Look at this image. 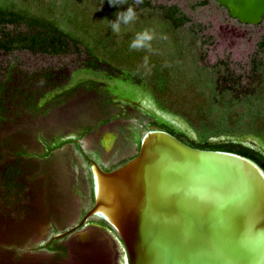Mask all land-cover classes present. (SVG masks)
I'll use <instances>...</instances> for the list:
<instances>
[{
    "label": "rangeland",
    "instance_id": "obj_1",
    "mask_svg": "<svg viewBox=\"0 0 264 264\" xmlns=\"http://www.w3.org/2000/svg\"><path fill=\"white\" fill-rule=\"evenodd\" d=\"M131 1H148L153 10L140 13L149 19L138 18L119 35L105 29L101 20L97 31L91 27L81 38L99 46L95 70L86 65L84 53L0 52V264H124L116 235L103 227L55 239L63 256L41 247L76 225L91 207L89 159L106 168L127 161L153 119L193 140H231L264 155V135L251 127L253 116L264 110V77L252 74L254 62L264 71V48L258 47L264 20L257 26L241 25L211 0ZM52 2L56 15L63 12L60 0ZM168 6L177 7L189 22L173 37L148 27L157 33L152 51L130 50L143 25L170 28L158 9ZM146 55L150 72L141 67ZM115 56L140 67L162 100L171 95L179 103L183 80L198 75L203 82L195 86L209 96L213 125L195 129L160 109L142 83L107 69ZM109 135L112 144L107 149L102 143ZM66 139L71 143L46 156V144ZM6 169L17 170L12 187L3 183Z\"/></svg>",
    "mask_w": 264,
    "mask_h": 264
},
{
    "label": "water",
    "instance_id": "obj_2",
    "mask_svg": "<svg viewBox=\"0 0 264 264\" xmlns=\"http://www.w3.org/2000/svg\"><path fill=\"white\" fill-rule=\"evenodd\" d=\"M211 1L241 25L263 21L264 0ZM89 170L91 207L51 241L102 220L124 264H264V172L251 160L149 129L130 160Z\"/></svg>",
    "mask_w": 264,
    "mask_h": 264
},
{
    "label": "trees",
    "instance_id": "obj_3",
    "mask_svg": "<svg viewBox=\"0 0 264 264\" xmlns=\"http://www.w3.org/2000/svg\"><path fill=\"white\" fill-rule=\"evenodd\" d=\"M0 52L5 54H12L15 51H28L30 53L61 56L69 54L71 51L78 54L84 53L88 60L86 65H91L92 69H96L97 59L95 54H99V46L96 44H89L81 42V38L88 36V31L94 27L97 31V22L104 21L103 27L110 29L107 22L108 19L113 20L115 15L121 11H125L129 6H132L140 19H149L140 13L143 10H153L148 1H140L136 5L131 0H60L62 3V11L56 15L52 11V0H0ZM206 1V0H204ZM203 1V2H204ZM109 3L114 4V7ZM163 14V23L169 22L170 28L164 25H143L141 30L154 26L163 33L171 34L173 37L176 32L181 29L188 19L179 12L177 7L168 6L166 8H158ZM70 11V13H67ZM77 11V12H74ZM72 12V13H71ZM78 14V15H76ZM108 18V19H106ZM110 21V20H109ZM150 21V20H149ZM102 23V22H101ZM158 23V22H157ZM161 24V23H160ZM123 27V26H122ZM99 29V28H98ZM103 29V28H102ZM98 35H90V38L97 37ZM260 49L264 48V39L258 43ZM97 51V52H96ZM105 53H102V57ZM109 63L110 71L120 72L125 74L128 79L133 82L142 83L143 88L149 89L155 101L159 104L160 109L172 113L187 123L191 124L193 128L198 129L201 127L209 128L213 125V121L209 119L207 109L209 108V96L204 91H198L195 85L202 84L203 79L189 75L185 82L183 91L180 93V102L176 103L170 95V98H163L155 86L148 83V77L142 73V69L136 67L128 62V58L114 57ZM130 61V60H129ZM106 62V61H105ZM259 64L254 62L252 67V74L257 77H264V71H258ZM184 70V69H183ZM227 78L232 77L227 74ZM182 82V84H183ZM235 82V80H231ZM191 84L187 85V84ZM151 86V87H150ZM190 88V89H189ZM2 86H0V91ZM212 98H210L211 100ZM213 100V99H212ZM162 112V111H161ZM230 120L233 117L229 115ZM236 120V118L234 117ZM151 127H156L157 130L164 131L186 145L209 151H221L239 155L246 159L251 160L258 165L264 172V155L259 151L234 141H219L204 139L202 141L193 140L188 138L182 133L176 132L172 126L160 123L153 119ZM252 129L258 134L264 135V110L259 114L253 116L251 125ZM185 137V138H184ZM69 139L58 141L57 145H45L44 152L48 156L54 150L69 144ZM139 143L137 145V150ZM122 165V164H120ZM116 168V167H115ZM114 169V168H113ZM17 174L11 169H6L2 173L3 183L13 186L12 181L15 180ZM91 179V178H90ZM93 203L92 187H91V205ZM84 215V214H83ZM97 225L110 230L111 228L102 220H98ZM57 240L49 241L41 248H45L54 252L56 255L63 256L64 250L56 246Z\"/></svg>",
    "mask_w": 264,
    "mask_h": 264
},
{
    "label": "clouds",
    "instance_id": "obj_4",
    "mask_svg": "<svg viewBox=\"0 0 264 264\" xmlns=\"http://www.w3.org/2000/svg\"><path fill=\"white\" fill-rule=\"evenodd\" d=\"M109 4L114 7V4L112 3ZM137 19H138V15L136 10L132 6H129L125 11H121L118 14H116L113 20L111 21L107 20V21L112 33L119 35L122 32V26L126 28L128 25L132 24ZM156 38H157V33L153 28H145L135 33L134 38L131 40L129 44V49L130 50L144 49L148 52H151L152 41ZM141 67L144 69L145 72L151 71L149 58L147 55L144 57L143 64L141 65Z\"/></svg>",
    "mask_w": 264,
    "mask_h": 264
},
{
    "label": "flooded vegetation",
    "instance_id": "obj_5",
    "mask_svg": "<svg viewBox=\"0 0 264 264\" xmlns=\"http://www.w3.org/2000/svg\"><path fill=\"white\" fill-rule=\"evenodd\" d=\"M204 1V0H203ZM217 4V3H216ZM224 9V8H223ZM225 10V9H224ZM226 11V10H225ZM227 12V11H226ZM230 18V17H229ZM233 20V19H232ZM263 20H264V18H263ZM235 21V20H234ZM148 128V130L149 129H156V127H147ZM107 140V139H106ZM108 141V140H107ZM107 141H106V143H107ZM140 141V140H139ZM103 142H105V140H103ZM102 145H103V143H102ZM136 152H137V147H136V149H135V152H134V155L136 154ZM133 155V156H134ZM132 156V157H133ZM131 157V158H132ZM130 158V159H131ZM95 159V158H94ZM130 159H128V160H130ZM127 160V161H128ZM91 161H96L97 162V160H91V159H89V163L91 162ZM127 161H125V162H127ZM117 163H112L110 166H113L112 168H106V167H104L102 164H99V162H97L98 164H99V166H101L104 170H112L113 168H115V167H118V166H120V164H124L125 162H121V160H118V161H116ZM90 168V167H89ZM88 227L87 228H92V227H95L96 229H97V224L96 223H92V222H90L89 221V223H88ZM73 235V234H72ZM70 236V235H69ZM65 238H68V236L67 237H65Z\"/></svg>",
    "mask_w": 264,
    "mask_h": 264
},
{
    "label": "bare ground",
    "instance_id": "obj_6",
    "mask_svg": "<svg viewBox=\"0 0 264 264\" xmlns=\"http://www.w3.org/2000/svg\"><path fill=\"white\" fill-rule=\"evenodd\" d=\"M110 135L109 136H107L106 137V139L108 140H106L107 141V143H106V141L105 142H103V146H105L107 149L111 146V144H112V141H110ZM114 139V138H113Z\"/></svg>",
    "mask_w": 264,
    "mask_h": 264
}]
</instances>
